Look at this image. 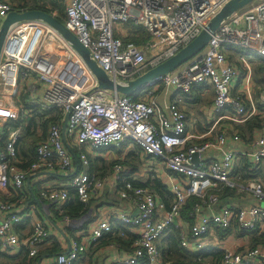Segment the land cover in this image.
<instances>
[{
    "label": "built area",
    "instance_id": "obj_1",
    "mask_svg": "<svg viewBox=\"0 0 264 264\" xmlns=\"http://www.w3.org/2000/svg\"><path fill=\"white\" fill-rule=\"evenodd\" d=\"M228 1L67 0L64 25L110 80L126 85L194 40ZM12 11H16L15 6L0 0V24ZM129 23L147 33L150 40L142 47L115 35L116 25ZM52 45L62 52V60L54 61L52 54L44 53ZM230 56L245 70L242 80ZM250 56L264 60V0H255L233 14L211 35L198 55L157 78L138 92L137 99L99 90L81 58L47 24L29 21L12 26L0 57V89L5 91L2 99L6 105V100H14L16 106L10 112L0 103V264H18L23 259L31 264H74L118 225L127 226L132 235L131 253L120 264H162L157 241L170 227L180 229L181 210L190 198L198 200L189 215L194 223L190 234L180 231L179 238L180 246L189 253L204 250L203 236L211 231L224 234L233 228L246 232L263 228L264 208L260 204L264 203V183L256 179L242 186L231 178L240 156H246L253 166L264 164V136H257L249 152L242 153L226 146L224 131L212 134L222 120L243 123L256 112L249 88ZM239 82L244 85V98L233 94V87ZM205 86L213 90L211 118L214 121L206 135L195 136L188 132L186 116L177 104L159 105L157 96L168 89L189 94L192 89ZM39 90L41 95L36 96ZM24 94L28 95L27 105L21 101ZM245 102L249 103V111ZM258 102L264 107V88ZM31 107L48 118V112L53 111L56 118L36 143L34 160L22 168L17 142L23 126L7 124L28 115ZM209 134L204 142L190 144ZM128 141L152 157L149 164L154 165L156 160L162 166L156 170L147 164L148 172H163L166 176L172 196L168 208L156 192L133 186L132 180L138 175L134 174L131 181L125 179L128 170L118 164L114 165L113 173L100 178L84 171L88 159L83 150L101 153ZM73 148L81 151L78 166L71 152ZM58 172L70 175L67 188L50 186L41 178L43 173ZM29 179L30 183H39L38 199L51 205L54 211H60L68 201V188L73 189L79 202L86 204L100 197L106 185L116 187L122 183L117 195L133 204L137 214L133 216L130 211L117 209L108 218L88 225L76 238H68L64 233L66 227L62 230L56 223L61 231L62 252L41 255L51 238L49 219L40 218L35 205L26 211L22 201L12 200ZM223 187L244 189L251 194L254 204L219 205L218 193ZM213 206L217 209L208 215L205 210ZM26 217H29L27 222ZM26 224L30 226L29 232L23 230ZM222 253V264H251L262 256L260 248L225 249Z\"/></svg>",
    "mask_w": 264,
    "mask_h": 264
},
{
    "label": "trees",
    "instance_id": "obj_2",
    "mask_svg": "<svg viewBox=\"0 0 264 264\" xmlns=\"http://www.w3.org/2000/svg\"><path fill=\"white\" fill-rule=\"evenodd\" d=\"M15 6L16 11H26V10H40L44 11L46 13L54 15L56 18H58L62 23L65 21V5H59L57 1L55 0H5ZM48 1V2H47ZM55 9V10H54ZM58 9V10H57ZM55 11V12H54ZM130 27L129 36L127 38H120L124 42H132L136 45H142L143 43H146L147 39L149 38L147 33L143 30L142 27L133 25L131 23L127 24ZM119 38V37H118ZM230 62H233L237 68L240 71V80H242L245 77V70L242 69L241 64L239 62H235L233 60V57H229ZM248 61L252 68V75H251V82L254 85L255 93H254V101L256 109H260L261 105H259V96L261 89L264 88V81L262 79V72L264 69V60L260 59L256 56L252 57L250 56L248 58ZM199 88V87H197ZM195 89V88H194ZM194 89L191 90L190 94L194 92ZM27 94H24L21 96V101L23 104H25L26 101H28ZM186 98H189L188 94H184ZM139 93H137L134 98H138ZM18 105V103H17ZM27 105V102H26ZM245 108L249 111V103L245 102ZM31 112H29L28 115L21 117L18 122L9 121L7 125L10 127H17L19 125L23 126L22 134L20 137V140L17 142V148L19 152V166L20 167H27L35 157L34 154V147L36 143L45 135L47 127L50 123H52L56 117H54V112L50 111L48 112L49 118L44 113L38 112V109L36 107L29 108ZM263 120L260 119L258 116L253 115L249 117L245 122L243 123H234L229 121V127L230 131H226L229 135L234 134L237 137L240 138L242 142H244L246 145H251L254 139L257 136H254V134L258 131H260L263 127ZM37 128H40L42 130L41 135H37ZM223 131V128L218 130ZM225 132V131H224ZM232 136V135H231ZM206 139L202 140H193L190 144H200L204 142ZM189 144V145H190ZM130 146L133 147V150L130 149ZM108 150L115 151L116 159L112 160L113 162L110 163V165H98L102 161L98 158H93L92 155L86 151L83 150L87 156L88 159V173L95 174L94 172L99 173L100 176H107L111 174V167L114 163H119L126 167L128 170V174L124 175L125 179L132 180V176L134 174L138 175V177L134 180H132V184L135 187L140 188H149L152 191L156 192L159 197L163 200L165 207L168 208L171 201L172 196L169 192L168 185L166 182L161 178L159 173L156 172H148L146 173L145 177H141L139 174L142 171L141 166L145 162H151L152 157L146 156L143 154V151L141 148L134 143L133 141H128L127 143L121 144L118 147H113ZM72 155L74 157V161L77 163V166L79 164L78 161V155L80 154L79 149L73 148L71 149ZM104 152V151H101ZM239 164H234L233 168V177H234V183H239L242 186H245L248 181L256 180L258 177H260V167L253 166L251 162L248 159H245L244 157H238ZM236 160V162L238 161ZM156 161V160H154ZM157 162V161H156ZM80 169V167H79ZM240 176V180H236V175ZM259 174V175H258ZM263 176V175H262ZM52 179H58L59 181L63 180L64 183L69 181L70 175H66L64 177L63 175H57V176H50ZM264 182V181H263ZM45 184V182H43ZM38 185L39 183L31 182L30 185H26V183L23 185L21 190H18L15 194V197L12 198L13 201H22L24 206L26 207V211H29V207L31 205H37L40 203V200L38 199ZM122 185V183H119L115 187V191L119 189V187ZM57 187V186H56ZM60 187V186H58ZM63 188L66 187V185L62 186ZM67 188V187H66ZM69 191V198L68 201L63 205L62 209L60 211H54V222L56 223L58 221H61L63 219H71V220H79L83 216H85L90 208L91 201L84 204L78 201L77 196L72 188H68ZM232 191V192H231ZM235 189H229L225 188L221 192L218 193L219 201L225 200L227 196H231L232 193H234ZM198 203V200L196 198H190L186 201L185 205L183 206L181 210L182 218L187 219L190 224H192V219L189 217L190 213L192 212L194 205ZM29 221V217H26V222ZM85 226H88L85 224ZM84 226V228H86ZM119 227V228H118ZM112 232L105 233L103 236V239L99 242L102 244H114L117 245L118 248L124 252V249L126 248L127 253H131V243H132V235L128 231V227L125 225H118ZM67 230H69L67 228ZM72 230V229H71ZM181 229H176L173 227H170L167 230V236L160 239V241L157 243V246L160 250V255L162 258V264H203V256L201 252L198 253H191L189 254L185 249H183L180 246L179 238H180V232ZM232 231H236V234L245 236L247 235L249 240V247L248 249H255V248H264V228H256L252 231H242V230H235L229 229L226 231V233L231 234ZM122 233V235H120ZM224 233V235H226ZM52 240V238H50ZM243 250V249H242ZM241 251V250H239ZM62 250L59 249L58 242L55 243V246H53L52 249H46L43 252H41V255H51V254H58L61 253ZM210 262L208 264H222L223 259V253L221 250H213V252H209L206 255ZM4 264H10V263H4ZM18 264H31L26 263L25 259L20 261ZM254 264V263H251Z\"/></svg>",
    "mask_w": 264,
    "mask_h": 264
},
{
    "label": "crops",
    "instance_id": "obj_3",
    "mask_svg": "<svg viewBox=\"0 0 264 264\" xmlns=\"http://www.w3.org/2000/svg\"><path fill=\"white\" fill-rule=\"evenodd\" d=\"M64 1H65V6H66L67 0H64ZM129 31H130V27L127 24H118L116 25L115 35L119 38L124 39L129 36ZM143 45L144 43L138 46L142 47ZM249 88L252 94L251 96H252L253 104H255V101L253 99L255 89L252 83L249 85ZM2 94H5V91L3 89H0L1 105L6 106L10 112H13L16 108L14 100L12 101L6 100V102L8 103L6 105L5 101L2 99ZM233 94L235 96L244 98V85L240 82L236 83V85H234L233 87ZM35 95L40 96L41 90L37 91ZM188 95H189V98H186L184 94L178 91H174L172 89H168L165 92L164 91L160 92L157 96V100H158L159 105H162V106H166L170 102H175L177 106L179 107V109L182 110L186 116L188 132L195 136L206 135L207 132L210 130V127L212 126L213 121H214L211 118V105H212V101L214 97L213 90L209 86L199 87V88H195L194 92L191 94L189 93ZM254 115L258 116L260 119H264V107L261 106L260 109H256V112ZM228 122L229 121L227 120L220 121L218 125L214 128V131H212V134H215L216 132H218V130L223 128V131H225L226 133V146L229 149L234 150L236 152L248 153L250 149L249 145H246L244 142H242L240 138L237 137L236 135L234 134L229 135L226 132V131H230ZM263 123H264V120H263ZM209 136L210 134L205 136L203 139H206V137H209ZM254 136H264V124H263L262 129L256 132ZM114 153H115L114 151L108 150L106 152L90 153V154L92 155L93 158L100 159L102 162L99 163L98 165H102V163L105 164V161H107L110 158L115 159L116 155ZM241 157L248 159L244 155ZM239 160L240 158L236 162L237 165L239 164ZM84 171L86 172L88 171V169L86 168L84 169ZM260 172L262 173L263 176L260 174V177H258L257 179L263 182L264 181V164L260 165ZM57 175H63L64 177H66L65 174L58 172L56 174L43 173L41 178L43 179V181L46 182V184H49L50 186H54V187L60 186V188H62L63 185H67L69 181L64 183L63 180L59 181L58 179L50 178V176L52 177V176H57ZM159 175L166 182L165 174L163 172H160ZM236 176H237L236 180H240V176L238 174ZM135 177L137 178L138 176H135ZM38 180H40V178ZM231 180L234 181V177H232ZM235 184L241 185L236 182ZM225 188L226 187H223L222 190ZM237 190L238 189H235L234 193H232L231 196H227L225 200H222L221 202L219 201V205L249 207L254 204V200L249 192H247L246 195L245 194L238 195ZM260 205L261 207L264 208V203H261ZM117 209H119V211L120 210L130 211V213L133 216L136 215V212H135L136 209L134 205L127 201L125 202V201L120 200L117 195V192L115 191V187L108 184L104 187L100 197L91 200L89 211L85 216H83L79 220L69 219L67 223H65L64 220L58 221L56 223H58L61 227H63L62 230H64V228L66 227V230L64 233L66 234L68 238H76L81 235V230L86 229L84 228L85 224L91 226L97 220L106 219L109 217V215L113 211H116ZM216 209L217 207L213 206L211 208H207L205 212L208 215H210L211 212H215ZM36 212L40 218H45V219L48 218L49 219L48 224L51 226L50 228H51L52 240L46 243L43 249L45 250L49 248L52 249L53 246H55L56 242H58L59 249H61L62 248V243H61V238H60L61 231L59 227L56 226V223H53L55 220L54 219L55 212L52 206L49 205L48 203L40 201V203L36 205ZM193 223H194L193 220H192V224H190V222L187 219L182 218V215H181L182 226L180 227V229L181 231H183V233L190 234ZM51 224H53V226ZM67 228L69 230H67ZM23 230L24 232H29L30 226L26 224ZM166 236L167 235H165L164 237ZM249 240L250 238L247 235L245 236L238 235L236 234V231H232L231 234L226 233V235L218 231H211L209 234L203 236V239H202V242L204 244L203 245L204 250L200 251L202 253V256L204 255L202 263L208 264L210 262V259L206 255L211 251L213 252V250H221L223 252L225 249H231V250L239 251V250L249 247ZM159 241L160 239L157 241V243ZM103 242L104 241H102L101 243L93 247H89L84 254H81L78 257V259L75 261L74 264H120V261L123 258L128 257L129 253L126 252L127 251L126 248L124 249V252H122L118 248L117 245H114L112 243L102 244ZM260 249L262 251V256H260V258H257L254 264H264V248H260Z\"/></svg>",
    "mask_w": 264,
    "mask_h": 264
},
{
    "label": "water",
    "instance_id": "obj_4",
    "mask_svg": "<svg viewBox=\"0 0 264 264\" xmlns=\"http://www.w3.org/2000/svg\"><path fill=\"white\" fill-rule=\"evenodd\" d=\"M255 0H229L223 7L209 20L200 34L189 44L179 50L176 54L166 59L157 66L148 69L135 79L127 82L126 85H120L110 80L107 75L91 60L89 51L79 43L78 39L66 29L62 23L54 15L40 10H26L22 12L12 11L6 15L0 24V57L3 44L9 29L19 23L29 21H40L47 24L55 30L64 40H66L75 53L81 58L89 71L93 74L97 81V88L102 91L112 92L124 96H134L141 90L147 88L157 78L169 74L179 68L181 65L198 55L207 45L211 35L217 28L229 19L236 12L246 8ZM68 113L65 116L63 124V132L65 130ZM193 161L197 162L194 155ZM27 185L30 179L27 180ZM137 214V210L135 211Z\"/></svg>",
    "mask_w": 264,
    "mask_h": 264
},
{
    "label": "rangeland",
    "instance_id": "obj_5",
    "mask_svg": "<svg viewBox=\"0 0 264 264\" xmlns=\"http://www.w3.org/2000/svg\"><path fill=\"white\" fill-rule=\"evenodd\" d=\"M55 1H57V3H58V6L60 5H65V1L64 0H55ZM48 2V1H47ZM55 10V9H54ZM58 10V9H57ZM55 12V11H54ZM149 39V38H148ZM150 40V39H149ZM47 48H49L48 46H46ZM44 53H50V54H52V60H54V61H59V60H62V52L59 50V49H57V47H53V45L51 46V48H49L47 51H44ZM145 55L147 56V57H149L150 55H149V52L146 50L145 51ZM36 132H37V135H40L41 133H42V130L40 129V128H37V130H36ZM130 149L131 150H133V147H131L130 146ZM115 152V151H114ZM115 154V153H114ZM116 155V154H115ZM111 157V156H110ZM116 159V158H115ZM112 160H114V158H110V159H108L107 161H105V164L103 163V165H105V166H107V165H110V163L111 162H113ZM150 162L148 161L147 163L145 162V163H143L142 164V166H141V172H140V176L142 177H145V175H146V173H148V171H149V168H148V165L147 164H149ZM115 164H118V165H120L122 168H126L125 166H123V165H121V164H119V163H114L113 165H112V169H111V172L113 173V169H114V165ZM149 165H151V166H153L152 168H155L156 170H158L159 168H162V166L160 165V163L158 164L156 161H154V165L153 164H149ZM102 166V165H101ZM154 170V169H153ZM155 171V170H154ZM150 172H152V171H150ZM155 172H157V171H155ZM96 175H97V177H103V176H100L99 175V173H97V172H94ZM158 173V172H157ZM145 174V175H144ZM246 193H247V191H245L244 189H241V188H238V190H237V194L238 195H246ZM248 246V245H247ZM246 249V248H245ZM48 260L49 261H51V259L50 258H48Z\"/></svg>",
    "mask_w": 264,
    "mask_h": 264
}]
</instances>
